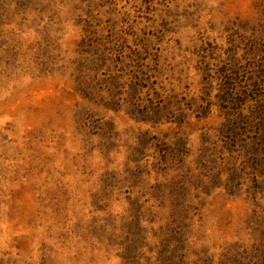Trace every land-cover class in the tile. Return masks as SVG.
Masks as SVG:
<instances>
[{
	"label": "rangeland",
	"instance_id": "374dc122",
	"mask_svg": "<svg viewBox=\"0 0 264 264\" xmlns=\"http://www.w3.org/2000/svg\"><path fill=\"white\" fill-rule=\"evenodd\" d=\"M261 99L264 0H0V264H264Z\"/></svg>",
	"mask_w": 264,
	"mask_h": 264
},
{
	"label": "trees",
	"instance_id": "16d2710c",
	"mask_svg": "<svg viewBox=\"0 0 264 264\" xmlns=\"http://www.w3.org/2000/svg\"><path fill=\"white\" fill-rule=\"evenodd\" d=\"M230 88H232V87H230ZM238 88H240V86H238ZM230 90H232V89H230ZM255 91H257V89H255ZM237 92V91H236ZM254 92V91H253ZM238 93H242V91H240V92H238ZM258 108L260 109L259 110V116H258V120L260 121L259 123H261V124H264V116H262V114H264L263 113V110H264V99H261V101L260 102H258ZM263 126V125H262Z\"/></svg>",
	"mask_w": 264,
	"mask_h": 264
}]
</instances>
